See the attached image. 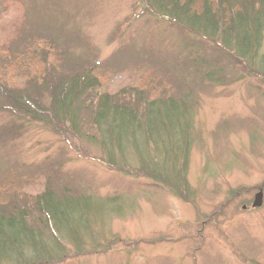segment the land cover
I'll list each match as a JSON object with an SVG mask.
<instances>
[{
  "label": "rangeland",
  "instance_id": "rangeland-1",
  "mask_svg": "<svg viewBox=\"0 0 264 264\" xmlns=\"http://www.w3.org/2000/svg\"><path fill=\"white\" fill-rule=\"evenodd\" d=\"M150 12L147 0H0V67L24 36L42 46L53 36L61 54L43 49L53 66L76 58L97 63L102 90L111 95L151 84L159 94L192 90L193 193L173 195L139 171L138 158L128 169L109 165L88 111L82 133L28 116L3 132L14 118L0 108V194L23 203L50 180L58 194L69 187L93 196L83 206L89 228L81 229V244L70 240L64 258L43 264H264V199L253 207L264 191V74L237 63L235 74L224 67L223 83L201 79L198 66L183 67L189 50L177 26ZM9 71L0 78L18 86L30 76L16 66ZM85 99L86 107L92 97Z\"/></svg>",
  "mask_w": 264,
  "mask_h": 264
},
{
  "label": "trees",
  "instance_id": "trees-1",
  "mask_svg": "<svg viewBox=\"0 0 264 264\" xmlns=\"http://www.w3.org/2000/svg\"><path fill=\"white\" fill-rule=\"evenodd\" d=\"M147 2L150 13L177 26L182 46L189 50L183 67L198 66L196 72L201 79L223 83L225 68L232 67L235 74L237 63L246 65L251 73L264 74V67L257 62H264V55H258L264 43V0ZM33 36H24L14 48L10 64L3 63L0 67V71L9 74L10 67L16 66L30 75L22 86L0 78V108L14 118L3 125L2 131L11 130L12 126L18 128L11 122L19 117L26 120L28 116L42 122L52 118L70 131L82 133L86 116L83 111H88V122L99 133L100 146L109 165L128 169L138 158L139 171L156 184H166L173 195L187 199L193 193L188 180L194 142L192 90L184 93L179 89L178 95L167 91L159 94L151 84L148 88L124 87L111 95L102 90L97 63L88 65L77 58L68 59L61 61L58 69L49 56L51 50L61 54L56 38L45 36L42 46L43 40L32 39ZM207 39L220 42L218 47L214 46L219 54L212 52L216 49L208 45ZM44 48L50 52L43 51ZM26 53L32 55V60L24 59ZM34 63L39 65V72ZM45 94L47 102L43 98ZM87 95L92 97L90 107H85ZM91 197L75 193L69 187L58 194L50 180L23 203L15 196L0 194V264H43L64 258L69 241L80 245L84 236L81 229L89 228L84 221L83 206ZM88 235L91 234L85 236ZM92 251L102 252L98 248Z\"/></svg>",
  "mask_w": 264,
  "mask_h": 264
},
{
  "label": "water",
  "instance_id": "water-1",
  "mask_svg": "<svg viewBox=\"0 0 264 264\" xmlns=\"http://www.w3.org/2000/svg\"><path fill=\"white\" fill-rule=\"evenodd\" d=\"M264 199V191L261 189L255 196L253 207H261Z\"/></svg>",
  "mask_w": 264,
  "mask_h": 264
}]
</instances>
